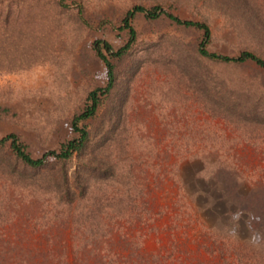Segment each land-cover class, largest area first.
Here are the masks:
<instances>
[{
    "label": "rangeland",
    "instance_id": "obj_1",
    "mask_svg": "<svg viewBox=\"0 0 264 264\" xmlns=\"http://www.w3.org/2000/svg\"><path fill=\"white\" fill-rule=\"evenodd\" d=\"M79 1L89 19L116 23L135 3L150 5L155 0ZM161 1L163 8L181 17L210 23L211 49L235 53L255 42V34L239 21L240 14L228 18L196 0ZM9 3L18 16L6 25L0 22V135L14 132L32 155H38L74 136L70 116L84 106L89 88L104 84V66L91 48L92 40L104 38L116 47L126 32L84 27L72 3L63 8L55 0H1V8ZM130 23L136 39L127 55L113 59L110 103L104 101L98 116L87 122L92 130L103 113L100 123H112L105 143L112 149L113 169L120 176L130 163L132 172L147 181L145 220H101L103 229L99 227L95 236L80 227L76 238L71 227L51 222L48 237L37 229L19 241L53 261L59 255L64 264H254L248 257L250 242L259 244V264H264V124L259 125V137L247 138L245 132L253 135L248 126L203 105L175 55L193 52L198 29L141 12ZM260 52L264 56V49ZM218 67L235 91L264 89V72L253 63ZM109 107L116 112L111 118ZM183 148L197 152V157L185 158L191 153L180 152ZM66 168L71 176L74 160H67ZM1 174L0 192L42 194L49 189L33 186V180L25 183L20 174L10 179ZM108 187L96 184L91 192L122 189L120 184ZM34 197L39 203L40 194ZM43 200L46 208L54 207L49 198ZM24 208L17 209L21 219L12 220L6 229L24 227L30 232L23 224L29 211ZM76 243H85L78 251L84 261L74 258ZM97 251L107 255L94 259Z\"/></svg>",
    "mask_w": 264,
    "mask_h": 264
},
{
    "label": "trees",
    "instance_id": "obj_2",
    "mask_svg": "<svg viewBox=\"0 0 264 264\" xmlns=\"http://www.w3.org/2000/svg\"><path fill=\"white\" fill-rule=\"evenodd\" d=\"M55 1L56 5L63 8L70 7V3H72L76 19L84 27H108L124 30L126 39L116 47L104 38L92 40L91 48L104 66L105 81L103 85L89 88L85 94L84 106L70 116L69 126L74 136L60 140L54 148L43 150L38 155H32L26 149L25 143L14 132L0 135V167H5L4 170L0 168L1 175L7 174L5 179H10V177L14 178L20 174L25 183L32 184L29 181L33 180V186L49 188L42 194L40 192H35L36 194L34 192H0V264H64L59 255L56 261H53L55 259H52L51 256L38 255L37 247L31 248L26 242L24 244L19 241V237H22L23 234L28 235L37 229L42 230L43 234L48 237L50 235L48 225H51V222L55 223V226L62 224V228L71 227V230L75 231L72 236L76 238L80 227L84 228L91 237L95 236L94 233L99 227L101 230L103 229L100 226L101 220H107L109 223L116 217L130 219L132 222L145 220L148 213L147 203L144 200L148 191L146 189L147 181L143 178L140 179L132 172L130 163L121 174L124 175L123 179H121V175L119 176V172L113 169L112 165L114 166V164L112 161L109 162L112 149L110 151L107 147L108 144L105 143L113 131L110 127L112 123L104 124V121L100 123L103 113L92 130L88 128L87 122L91 117H97L104 101L109 100L115 80L113 59L127 55L136 39L134 28L130 23L131 17L136 12L143 13L147 18L163 15L176 24L198 29L200 33L193 52L188 55L177 51L175 55L176 61L180 63L179 68L182 74L186 75L188 81L191 82L193 90L197 92L203 105L208 103L212 107L211 110L208 106L211 113L214 114L213 111L217 110V113L221 114L223 118L227 114L232 115L243 126H248L249 132L253 135L245 132L247 138L259 137V125L264 124V89L259 90V86H252L235 91L227 85L228 81L223 76V72L218 69V65L241 68L250 62L264 72V56L260 52L261 49H264V0H196L200 5L228 18H231L234 13L240 14L242 19L239 21L255 34L254 44L242 47L235 53L211 49L209 47L212 35L210 23L204 19L181 17L166 10L162 7L161 0H155L150 5L135 3L124 12L116 23L104 18H99L96 21L89 19L84 14L82 3L79 0ZM12 6L9 3L6 9H2L0 5V22L3 24L8 23L10 19L16 20L18 11L14 10ZM229 23L231 22L229 21ZM1 30L2 26H0V33ZM206 62L216 64L217 67L209 68L205 65ZM110 109L111 107L108 110ZM112 110L109 111V118H111V114L116 113H113ZM251 143L254 144V140H251ZM187 150L183 148L180 152ZM170 151L167 150V153ZM188 151L191 153V149ZM197 154V152H193L184 157L193 158L197 157ZM67 160H74V164H76V169L72 170L71 176L66 174ZM80 167L81 169H79ZM102 183L108 189L109 184L114 187L120 184L122 189L115 188L118 192H112V190L111 192H91L96 184ZM29 184L27 187L30 189ZM38 193L41 196L39 203L34 197ZM45 197L49 198L48 204L54 206L53 208L49 209L44 206L43 199H47ZM241 199L247 200L248 198L242 196ZM258 200L255 199V201ZM116 204L118 207L115 206ZM23 206L29 209L25 212L27 217L26 220H23V224L30 226H28L30 232L25 233L24 227L15 229L8 227L6 229L5 225H13L11 224L12 220L21 219L22 214L17 209H25ZM103 225L107 224L103 223ZM10 236L18 241L10 240ZM246 244L249 245L247 250L250 255L248 257L254 264H259V244L250 242ZM74 247L76 262L84 261L86 258L81 259L78 251L85 247V243H76ZM33 252H35L34 255H32ZM94 255V259L99 260L107 254L100 255V252L97 251Z\"/></svg>",
    "mask_w": 264,
    "mask_h": 264
}]
</instances>
